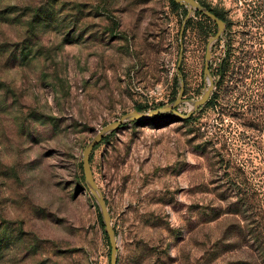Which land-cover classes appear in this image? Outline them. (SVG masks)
<instances>
[{"label":"rangeland","instance_id":"obj_1","mask_svg":"<svg viewBox=\"0 0 264 264\" xmlns=\"http://www.w3.org/2000/svg\"><path fill=\"white\" fill-rule=\"evenodd\" d=\"M198 1L231 22L237 69L216 87L225 25L210 49L217 100L182 119L208 85L213 22L183 25L169 0H0V264H109L82 152L137 106L175 100L180 43L176 114L129 122L91 153L116 264H264V17L245 22L250 0Z\"/></svg>","mask_w":264,"mask_h":264},{"label":"water","instance_id":"obj_2","mask_svg":"<svg viewBox=\"0 0 264 264\" xmlns=\"http://www.w3.org/2000/svg\"><path fill=\"white\" fill-rule=\"evenodd\" d=\"M175 4L186 7L187 14L183 20V25L188 20L192 12L200 13L202 16L206 17L209 21L213 22L216 25V33L213 37L208 39L207 48H206V55H205V62H204V68H203V76L205 80H207L208 85L204 89L203 94L200 99L196 101H189V105L191 107V110L189 114L184 117L180 116L182 119H186L192 114L194 111H196L198 108L203 106L209 99L212 90L214 88V80L210 75L209 71V61L211 58L210 49L212 45L220 38L222 35L225 23L216 17L213 13H211L207 8L202 6L200 3H198L195 0H172ZM181 60V55L179 56V62ZM179 65V63H178ZM180 77V76H179ZM183 93H184V85L181 83L180 90L175 98V100L163 107H160L155 110L148 111L146 113H140L136 110L131 111L130 113L124 114L120 117L119 120L112 122L110 124L105 125L100 131H98L95 136L87 143L85 146L83 152H82V158H81V168L83 173L84 182L86 185V188L88 189L89 193L91 194L95 205L99 211L101 220H102V226L104 229V233L107 239L108 248H109V264H116L117 263V257H118V246H117V240L114 228L111 223V217L110 213L108 211V207L106 205L104 196L102 192L100 191L99 187L97 186L91 168H90V156L94 148L101 143V141L111 133L117 131L120 127L124 126L125 124L129 122H145L153 117H158L160 115L164 114H176V109L180 104L183 102Z\"/></svg>","mask_w":264,"mask_h":264},{"label":"trees","instance_id":"obj_3","mask_svg":"<svg viewBox=\"0 0 264 264\" xmlns=\"http://www.w3.org/2000/svg\"><path fill=\"white\" fill-rule=\"evenodd\" d=\"M196 1H198V0H196ZM199 3L201 5H203L204 7H206L216 17L221 19L226 25V31L224 32L222 37L218 40V42H220L224 36V39L226 42V49L224 51V57L218 65L217 74H216V76H218V80L216 81V87L219 88V86L223 84L225 78H229L230 80L233 81V78H234L233 75H236L237 58L235 57V54H234L235 48L233 47L235 35L231 32V22L229 21V19H227L226 14L223 11H219L215 8H211V7L203 4L202 2H199ZM169 4L174 9H183L182 6L175 4L172 0H169ZM246 6H247L246 15H245V20H246L245 22L246 23H251V22H254L259 17H261V18L264 17V0H250L249 3H246ZM196 15L203 18L204 21L207 22L208 24H212L208 19H206L204 16L200 15L199 13H196ZM247 35H248L247 33H245V34L243 33V36H247ZM245 55L246 56L243 57L242 62H246L251 54L248 51ZM243 68L246 69L245 67H243ZM242 69L240 68V72ZM209 70H211V65L209 67ZM214 77H215V75H214ZM234 82H235V80H234ZM173 94L176 95L177 92L174 91ZM216 100H217V96L214 94L211 95L209 101L206 103V106L214 105ZM135 110L140 112V113H142L144 111V109L141 106H137L135 108ZM97 147L98 146H96L95 148H97ZM90 162H91V156H90ZM98 218L100 220L99 214H98ZM100 226L102 228L101 220H100ZM260 252H261V250H260Z\"/></svg>","mask_w":264,"mask_h":264},{"label":"flooded vegetation","instance_id":"obj_4","mask_svg":"<svg viewBox=\"0 0 264 264\" xmlns=\"http://www.w3.org/2000/svg\"><path fill=\"white\" fill-rule=\"evenodd\" d=\"M182 54H183V49H182V44L180 43V48H179V54H178V61H177V64H176V79H177V81H178V83H179V90H180V85H181V83H183L182 81H181V83H180V79H181V77H183V75H182V70H181V61L183 60V58H182ZM181 55V60H180V62H179V56ZM178 63H179V65H178ZM180 76V77H179ZM184 85V84H183ZM184 90H185V85H184Z\"/></svg>","mask_w":264,"mask_h":264}]
</instances>
